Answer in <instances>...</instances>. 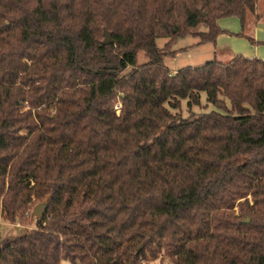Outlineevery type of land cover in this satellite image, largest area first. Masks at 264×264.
<instances>
[{"label":"trees","instance_id":"trees-1","mask_svg":"<svg viewBox=\"0 0 264 264\" xmlns=\"http://www.w3.org/2000/svg\"><path fill=\"white\" fill-rule=\"evenodd\" d=\"M256 2L0 0V264H264V59L164 63Z\"/></svg>","mask_w":264,"mask_h":264},{"label":"rangeland","instance_id":"rangeland-1","mask_svg":"<svg viewBox=\"0 0 264 264\" xmlns=\"http://www.w3.org/2000/svg\"><path fill=\"white\" fill-rule=\"evenodd\" d=\"M256 11H248L247 23L244 32L241 30V20L237 16H228L225 22L228 23V28H223L227 32H222L221 36L215 43L204 42L199 43L200 38L194 35H185L178 37L175 41L166 43L170 37H159L157 43L159 47L166 46L169 55L164 58L165 65L172 71L185 66H200L207 61L218 60L227 62L238 54H251L258 43L251 41L250 37L254 38L253 30L256 24L264 21V0H257ZM259 18V19H258ZM224 22V21H223ZM222 28V27H221ZM200 30H207L205 26H201ZM138 62L142 63L147 60L144 51L138 52ZM188 98L181 99V105L177 108H171L174 113L187 117L191 113H202L213 108L206 101V94L201 93L200 104H188ZM24 132V131H23ZM34 208V206H33ZM33 208H30L33 210ZM28 210V209H27ZM27 210L23 216H20L16 221H8L4 219L0 224V241L8 236L19 234L26 230H31L36 227L38 218L27 214ZM3 216V215H2ZM19 223V225H17ZM62 264H70L67 260H62ZM142 264H172L167 256L163 253L157 258L149 257Z\"/></svg>","mask_w":264,"mask_h":264},{"label":"crops","instance_id":"crops-1","mask_svg":"<svg viewBox=\"0 0 264 264\" xmlns=\"http://www.w3.org/2000/svg\"><path fill=\"white\" fill-rule=\"evenodd\" d=\"M257 3V2H256ZM254 11H256L254 9ZM225 18L226 17H223V18H220L218 19L217 23L220 25V27L222 28H228V23L225 22ZM259 19V18H258ZM224 21V22H223ZM242 24V23H241ZM248 25L247 23V18H246V21L244 24L241 25L242 27V31L244 32V29L245 27ZM222 34L224 33H220L217 38H216V41L217 39L219 38V36H221ZM253 35H254V42L256 41L258 43L257 46L254 47L253 49V52L251 54H247L249 56H256V57H260L262 59H264V21L260 22L259 24H256L254 26V30H253ZM177 69L175 70H170L172 73H174ZM1 224V223H0Z\"/></svg>","mask_w":264,"mask_h":264},{"label":"water","instance_id":"water-1","mask_svg":"<svg viewBox=\"0 0 264 264\" xmlns=\"http://www.w3.org/2000/svg\"><path fill=\"white\" fill-rule=\"evenodd\" d=\"M202 15L204 16L205 15V12H202ZM113 42V37H112V33L108 30V29H104V38H103V41L102 43L103 44H110ZM47 207H48V202H40L38 204H36L33 208V214L36 216V217H42L46 210H47ZM246 222H249L250 221V218L247 217L245 219Z\"/></svg>","mask_w":264,"mask_h":264},{"label":"built area","instance_id":"built-area-1","mask_svg":"<svg viewBox=\"0 0 264 264\" xmlns=\"http://www.w3.org/2000/svg\"><path fill=\"white\" fill-rule=\"evenodd\" d=\"M26 213H27L28 215H29V214H32V213H33V210H32V209H28ZM2 222H3V216H2V214L0 213V223H2ZM17 225H19V223H18Z\"/></svg>","mask_w":264,"mask_h":264}]
</instances>
